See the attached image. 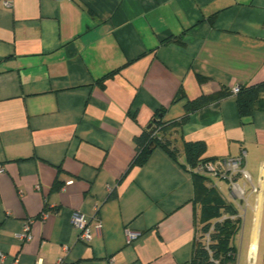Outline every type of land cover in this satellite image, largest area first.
Returning a JSON list of instances; mask_svg holds the SVG:
<instances>
[{
    "label": "crops",
    "instance_id": "obj_1",
    "mask_svg": "<svg viewBox=\"0 0 264 264\" xmlns=\"http://www.w3.org/2000/svg\"><path fill=\"white\" fill-rule=\"evenodd\" d=\"M261 81L264 0H0V264H190L188 141L209 160L244 153L257 191L242 196L237 264H264V108L241 118L231 94L168 126L187 100ZM159 118L175 158L156 147L132 163Z\"/></svg>",
    "mask_w": 264,
    "mask_h": 264
},
{
    "label": "trees",
    "instance_id": "obj_2",
    "mask_svg": "<svg viewBox=\"0 0 264 264\" xmlns=\"http://www.w3.org/2000/svg\"><path fill=\"white\" fill-rule=\"evenodd\" d=\"M231 94H233L231 89H222L210 95H200L187 100L184 106V116L179 121L171 122L168 126L182 124L192 111ZM233 95L236 97L239 116L244 118L254 109L264 108V81L252 85L240 84L239 91ZM165 128L167 126L160 122V118L154 119V123L149 129L134 137L136 152L132 163L143 165L156 147H161L175 158L176 151L170 148V143L163 137ZM150 145L152 149H149ZM205 147L203 141L184 142L185 162L183 165L194 168L197 164L209 160L210 158L203 157ZM192 180L194 200L198 206V211H196L198 235L193 244L190 264L234 263V255L237 253L235 239L240 227V218H237L239 211L236 204L232 200L223 198L214 185L207 186L206 175L192 172Z\"/></svg>",
    "mask_w": 264,
    "mask_h": 264
},
{
    "label": "built area",
    "instance_id": "obj_3",
    "mask_svg": "<svg viewBox=\"0 0 264 264\" xmlns=\"http://www.w3.org/2000/svg\"><path fill=\"white\" fill-rule=\"evenodd\" d=\"M5 5L9 6L8 2H5ZM232 93H237L239 91V86H234L231 88ZM245 164L244 153H241L238 156H228L219 158L216 160H207L197 164L194 168H192V172H197L204 175H209L213 177H219L225 179L230 182L231 190H234V196L242 197L244 195V188L246 184L250 186L252 192L257 191V188L252 185L250 182V178L248 174L244 171L243 165ZM1 171V169H0ZM239 178H243L244 182L243 187L241 188L237 185L236 181ZM33 222L32 218H28L24 220L22 224V229L19 234H17L18 239L21 242H26L31 239L30 227ZM72 226L78 231L77 239L83 243H90L92 240V231L89 217L80 212H73L71 216ZM126 240L128 243L135 240L140 234L137 231H133L130 229H126ZM64 250L67 249V246H64ZM114 261L110 259V263L112 264ZM34 264H44L43 260L37 258L34 261ZM58 264H68L65 263L64 258L60 257L58 260Z\"/></svg>",
    "mask_w": 264,
    "mask_h": 264
},
{
    "label": "rangeland",
    "instance_id": "obj_4",
    "mask_svg": "<svg viewBox=\"0 0 264 264\" xmlns=\"http://www.w3.org/2000/svg\"><path fill=\"white\" fill-rule=\"evenodd\" d=\"M207 177V183L210 184V186L214 185L215 189L217 191H219L220 195L223 198H228L229 196L231 197H235L234 198V203L236 204L239 214L237 215V218H240V227L239 230L236 234V239H235V244L237 246V253L234 255V263L231 264H237L238 261V250H239V246H240V238H241V230H242V222H243V207H245L246 205L244 204V200L242 199V197H236L234 196V194H231V184L229 181L219 178V177H213V176H209L206 175ZM206 183V184H207ZM237 185H239L241 188L243 187V183L244 179L240 178L239 180L236 181ZM245 189V188H244ZM242 259V255L240 254V261Z\"/></svg>",
    "mask_w": 264,
    "mask_h": 264
},
{
    "label": "water",
    "instance_id": "obj_5",
    "mask_svg": "<svg viewBox=\"0 0 264 264\" xmlns=\"http://www.w3.org/2000/svg\"><path fill=\"white\" fill-rule=\"evenodd\" d=\"M177 98H179V96L177 97ZM151 126V123L150 124H148V128ZM151 131V130H150ZM151 145H152V143H151ZM151 145L149 146V149H152V147H151ZM153 146V145H152Z\"/></svg>",
    "mask_w": 264,
    "mask_h": 264
},
{
    "label": "bare ground",
    "instance_id": "obj_6",
    "mask_svg": "<svg viewBox=\"0 0 264 264\" xmlns=\"http://www.w3.org/2000/svg\"><path fill=\"white\" fill-rule=\"evenodd\" d=\"M252 243H253V241H252Z\"/></svg>",
    "mask_w": 264,
    "mask_h": 264
}]
</instances>
